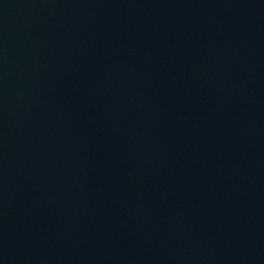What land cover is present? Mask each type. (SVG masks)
Returning a JSON list of instances; mask_svg holds the SVG:
<instances>
[{
  "label": "water",
  "instance_id": "obj_1",
  "mask_svg": "<svg viewBox=\"0 0 264 264\" xmlns=\"http://www.w3.org/2000/svg\"><path fill=\"white\" fill-rule=\"evenodd\" d=\"M0 264H264V0H0Z\"/></svg>",
  "mask_w": 264,
  "mask_h": 264
}]
</instances>
